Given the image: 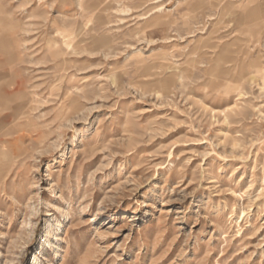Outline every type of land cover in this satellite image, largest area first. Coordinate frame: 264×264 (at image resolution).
Returning <instances> with one entry per match:
<instances>
[{"label":"rangeland","instance_id":"374dc122","mask_svg":"<svg viewBox=\"0 0 264 264\" xmlns=\"http://www.w3.org/2000/svg\"><path fill=\"white\" fill-rule=\"evenodd\" d=\"M262 1L0 0V264H264Z\"/></svg>","mask_w":264,"mask_h":264},{"label":"bare ground","instance_id":"6f19581e","mask_svg":"<svg viewBox=\"0 0 264 264\" xmlns=\"http://www.w3.org/2000/svg\"><path fill=\"white\" fill-rule=\"evenodd\" d=\"M264 2L262 1L261 3L258 2V4L254 5V18H259L262 17L264 18V7H263ZM261 18V19H262ZM263 20V19H262ZM261 22V21H260ZM1 66V65H0ZM3 70V69H2ZM4 72V71H3ZM260 73L261 77L264 78V70L261 67L260 64L254 62V74ZM2 74L0 73V76ZM3 83V82H2ZM13 93L12 92H8V91H3L0 94V98L3 100V96H5V101L8 102H12V98L9 99L10 97H12ZM14 97V96H13ZM14 100V99H13ZM3 109H0V113ZM7 111H9L8 114L5 115H0V127H2V125H4L5 123L7 124V121L12 122V123H16L17 120L19 118H22L25 116V112L20 111V109H16V108H12V109H6ZM9 122V123H10ZM14 126V125H13ZM4 128V127H3ZM8 133V132H5ZM4 133V134H5ZM1 153V152H0ZM1 158V157H0Z\"/></svg>","mask_w":264,"mask_h":264}]
</instances>
